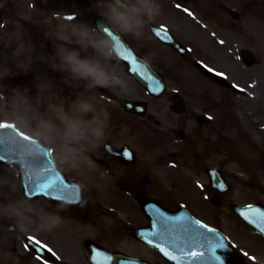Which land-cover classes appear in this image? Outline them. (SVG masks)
I'll return each instance as SVG.
<instances>
[{"label": "rangeland", "instance_id": "rangeland-1", "mask_svg": "<svg viewBox=\"0 0 264 264\" xmlns=\"http://www.w3.org/2000/svg\"><path fill=\"white\" fill-rule=\"evenodd\" d=\"M8 2H11V4H8ZM7 2V0H0V14L4 17H2L3 19H0V24H6L7 25V31H8V35L6 36L7 38V42L5 44V46H3L1 44V36H0V50L2 53H6L7 55L12 53L13 55H17L19 54V50L17 49L16 44H14V39L16 38L14 36V27L17 28L18 30V22L15 20L16 19V12L14 10V6L16 5V0H9ZM264 2V0H263ZM7 3V5H6ZM61 15V13L59 14ZM5 18V19H4ZM87 24V25H86ZM85 24V27L83 29H72V33L74 34V42L76 44L78 43V38H82L85 42L84 48L87 47V50H85L80 44L77 46L79 47L82 52L84 54H89L91 53H95V52H100L102 50V47H105V45H101L100 43L96 44V43H92L90 41V39H95V35L92 34V30L89 28H87V26L92 25V23L90 22V20L88 19L87 22ZM1 26H0V31H1ZM87 28V29H86ZM86 29V30H85ZM125 32V31H124ZM61 37V33H59L57 36H55V38ZM71 37V35L67 36V38ZM96 40H97V36H96ZM73 40L70 39L69 44L67 45V41L65 40L64 43L62 44L61 42L58 44L57 42H55V49L53 51V55L56 56V50L59 46L63 45L64 47L68 48L69 50L73 49L74 46L72 45ZM232 45H231V51H232V60H231V64H233L235 62V58H234V54H235V47L239 44V43H243L240 39L238 38H232L231 41ZM258 43V42H257ZM244 44V43H243ZM264 45V43H263ZM168 54V51L163 49L161 50V55L165 56ZM32 56L27 57L24 61H20L18 62L19 65H21L24 68V77L22 78L24 81H26L29 84H33L36 85L41 91L44 90V83L43 81H46L49 85V81L46 78L47 75V70L45 71L44 66H47L49 58L50 56H44V55H39V56H34V54H30ZM33 59H35L37 61L34 62ZM36 64L39 65L40 69L37 72L36 71ZM233 75H231L230 77V82L233 83V85H235L238 88H241L243 82L241 81V79L244 78H249L252 80V75L255 74L254 70H251V74L249 72H245V75L242 73L241 67H233ZM34 74V75H33ZM120 76H122V74L120 73ZM243 76V77H242ZM8 79H10V77L7 78H1L0 77V82L5 83L8 81ZM21 80V79H20ZM19 80V81H20ZM37 80H39L41 83L38 84ZM13 86H15L18 90L13 91L10 96H9V100L8 99H3L1 100L0 97V120H9L11 122L14 123H19L21 124L24 130L32 132L33 134H35V129L36 127L34 126L33 122L34 120H32L29 117V114L27 113L28 109H32L35 108V103H33V101H28V106L17 103V101L20 99V96L17 94L16 95V102H12V99L14 97V94L16 92L20 93L21 97L23 98V94H22V90H20L17 85L16 82L14 81L12 83ZM259 93H255L253 95L254 98H249L244 97V94L241 95H234L232 94V91L234 92V90L230 87L229 88V92H227L226 94V98L227 101H229L230 103H232L233 108L232 111H238L237 108L239 106H245L246 103H244V100L246 101H252V105H249L250 108H246L248 110V113L250 114L246 120V122L248 123L250 129L252 130V136H256V134L259 135H264V79L259 82ZM9 93V92H8ZM43 99L46 101L48 99V94L43 93ZM248 101V102H249ZM244 103V104H243ZM26 113L28 114H25ZM241 115V118H243L242 113L239 112ZM256 133V134H255ZM258 135V136H259ZM256 138V137H255ZM239 150L238 152H240V154H238L236 156V158L233 160V163H230V165L227 167L226 170V174L230 176V178L232 177L231 183L233 185V194H232V199H230V202L232 204H247V203H260L264 205V178L263 177V172H264V167L260 168L261 166H264V155H261V162L260 164L258 163L256 166L254 165H248L247 163H245L244 160V155L241 154V151L244 149H240L242 146V143L239 142ZM264 146V144H263ZM248 147L250 149H252V151H257L258 147L254 146V145H248ZM251 152H248V154H250ZM257 156H253L252 160H256ZM76 158H70L67 159V163H69L70 165H72L74 168H69V169H75L76 168ZM251 164V160L247 159ZM187 165H191L190 162L187 163ZM190 171V170H188ZM168 172V170H167ZM169 173V172H168ZM201 212V211H200ZM203 214H207L206 211L202 212ZM222 225H224V229L225 231L229 234L232 235L231 238L232 240L235 242V244L237 245L238 249L243 250V251H248V253H252L253 251L250 249L248 250L245 245V239H243V235L240 231V228L243 229V226H239V223L235 220L234 216H225L224 219L221 222ZM244 234L249 233L246 231V229H243L242 231ZM252 234L253 231L251 230ZM249 233V234H250ZM245 236V235H244ZM247 238V235L245 236ZM249 240L251 241V243H253L256 247H259L261 249L262 252H264V239H261L260 237L256 236V235H252L249 236ZM259 261L261 264H264V257L259 258Z\"/></svg>", "mask_w": 264, "mask_h": 264}, {"label": "clouds", "instance_id": "clouds-1", "mask_svg": "<svg viewBox=\"0 0 264 264\" xmlns=\"http://www.w3.org/2000/svg\"><path fill=\"white\" fill-rule=\"evenodd\" d=\"M138 3L148 8V14L159 10V5L151 3V0H138ZM115 6V5H114ZM140 7H132L130 12L119 13V19L122 21L128 34L136 35L135 29L142 26L138 13ZM70 42V40H69ZM78 43L84 47L85 42L78 38ZM56 56L61 61L60 65L54 66L57 70L67 72L72 80L84 81L85 89L95 90L97 88H111L124 91L126 85L114 72L110 71L102 62V59L96 54L89 57L81 58L80 52L76 49L69 50L63 45L56 50ZM28 106L27 100H22ZM94 111V104L91 97L81 95L72 101L68 107L63 102L54 103L49 106V115L46 118H37V127L34 130L35 135L41 138H51L56 136L62 140L65 145L80 144L86 141L90 136L96 139L103 137V128L97 125L95 118L87 120L85 117L88 113ZM107 116V113H105ZM59 122V123H57ZM97 125V126H93ZM13 212L19 214V210L13 208ZM56 218L51 223L58 222Z\"/></svg>", "mask_w": 264, "mask_h": 264}, {"label": "snow or ice", "instance_id": "snow-or-ice-1", "mask_svg": "<svg viewBox=\"0 0 264 264\" xmlns=\"http://www.w3.org/2000/svg\"><path fill=\"white\" fill-rule=\"evenodd\" d=\"M189 14L191 15V13ZM69 19H72V17H69ZM157 34L159 35V33ZM165 37L171 40V37H168L166 33ZM221 43L223 42L221 41ZM129 57H131L129 71L136 73L150 71L140 63L139 58L135 57L131 50H128V55L124 59L127 61ZM216 75L219 76L222 74L216 73ZM153 83L156 90H160L161 85L159 80L153 79ZM2 127L0 126V128ZM0 146H7L10 153L20 155L19 150L16 149L15 145L5 135H0ZM123 155L127 159L131 158V154L128 152H125ZM4 159V156H0V162L4 161ZM152 212L155 217L153 230L146 232L145 235L149 238L148 243L152 244L153 241H156L154 247L159 249L170 260L177 261L176 255L169 254V250H172L179 254L184 264H200V262L208 259L214 261L215 264H225L224 257L217 255V252H225L228 247L227 241L220 234L189 217H171L156 207H153ZM261 216L262 220L257 224V227L261 233H264V213ZM250 222L256 223L255 221ZM28 240L29 243H35L37 245L36 252L38 254L42 253L46 247L40 241L34 240L33 237H29ZM162 245H166L167 249L166 247H162ZM197 248L202 249V251L193 250ZM48 251H51V249H48ZM37 259H40V255L37 256Z\"/></svg>", "mask_w": 264, "mask_h": 264}, {"label": "flooded vegetation", "instance_id": "flooded-vegetation-1", "mask_svg": "<svg viewBox=\"0 0 264 264\" xmlns=\"http://www.w3.org/2000/svg\"><path fill=\"white\" fill-rule=\"evenodd\" d=\"M170 2L180 5V7L188 8L196 16V18L195 17L192 18V17H189L183 14L179 10L176 11L177 25H178L181 40L182 41H195V46L198 48V50H195L196 56H191V55L187 56L186 54H182L180 56L183 57L186 63H189L195 66L196 70H200V65L198 63L202 61L204 62V60H207L206 56L208 55V53H213V50H214L211 36L208 33L204 32L203 29L200 27L201 21L208 25L209 22L206 20V18L207 16L211 14V11H210L211 8H209L208 6L199 5L198 3L200 2V0H188L185 2L171 0ZM203 2L211 3L212 1L203 0ZM186 44L191 45L190 43H186ZM209 65H213V64H209ZM188 112L189 114H187V116H195L194 112H191L190 109L186 108L185 113H188ZM206 112H211V111L207 109ZM103 130H104L103 135L108 137V139L110 140H112L111 138H113L112 141L114 142L115 134L118 131V128L116 126H114V129H112L111 127H106ZM198 136L204 141L209 140L206 134H199ZM97 147L99 150L102 149L101 145H98ZM64 173L69 178V174L65 170H64ZM132 174L135 177V171H132ZM134 177H129V179L131 180L133 179V181L135 182ZM15 178H16V173L13 170L12 171L7 170L5 172V177L3 178V182H2L3 186H5L6 189H8L11 185L16 184ZM51 205L54 209L57 204L54 202H51ZM68 213H71V212H68Z\"/></svg>", "mask_w": 264, "mask_h": 264}, {"label": "water", "instance_id": "water-1", "mask_svg": "<svg viewBox=\"0 0 264 264\" xmlns=\"http://www.w3.org/2000/svg\"><path fill=\"white\" fill-rule=\"evenodd\" d=\"M123 264H129V263H123Z\"/></svg>", "mask_w": 264, "mask_h": 264}]
</instances>
